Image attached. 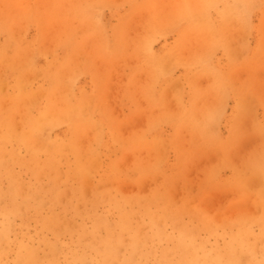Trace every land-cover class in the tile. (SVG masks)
Returning <instances> with one entry per match:
<instances>
[{
	"label": "rangeland",
	"instance_id": "374dc122",
	"mask_svg": "<svg viewBox=\"0 0 264 264\" xmlns=\"http://www.w3.org/2000/svg\"><path fill=\"white\" fill-rule=\"evenodd\" d=\"M0 210V264H264V0H0Z\"/></svg>",
	"mask_w": 264,
	"mask_h": 264
},
{
	"label": "bare ground",
	"instance_id": "6f19581e",
	"mask_svg": "<svg viewBox=\"0 0 264 264\" xmlns=\"http://www.w3.org/2000/svg\"><path fill=\"white\" fill-rule=\"evenodd\" d=\"M49 57V56H48ZM241 103V102H240ZM239 110V109H238ZM124 125V124H123ZM27 136V135H26ZM28 138V136H27ZM228 163V162H227ZM225 162V164H227ZM229 164V163H228ZM168 166V165H167ZM259 167V166H258ZM236 168V167H235ZM234 168V169H235ZM254 168V167H253ZM256 168V167H255ZM254 168V169H255ZM252 169V168H251ZM239 170V169H238ZM238 173V172H237ZM236 175V174H235ZM238 175V174H237ZM240 175V174H239ZM246 175V174H245ZM247 175H251V174H248ZM251 176H254L251 175ZM242 177V176H241ZM237 178V177H235ZM240 179V178H239ZM242 180V179H241ZM14 183V182H13ZM237 186V184H236ZM15 186H12L10 191L8 192V199L11 203H16L17 202V198H16V189L14 188ZM206 202V201H205ZM213 203V202H212ZM180 204V203H179ZM208 204V203H206ZM209 206V205H208ZM237 208V206H234ZM242 207V206H241ZM231 209V208H230ZM239 209V208H237ZM8 213L9 212H3L2 210H0V214L3 216V221L4 223H2L0 225V229H9L8 225L6 224V219L8 216ZM12 213H9V215H11ZM53 218V221L50 222L49 224L44 221L45 219L43 218L42 219V222H43V227L41 231H53V229H50L52 227V225H56L58 222H59V219L62 218L61 215L59 214H53L52 216ZM211 218V217H210ZM121 221H123V216L121 217ZM122 227V223H121V226ZM130 230V229H129ZM180 230V229H179ZM195 230H198V231H201L202 229H195ZM243 231H247L248 229H242ZM180 239L181 241L183 240L184 236H186L185 232L184 231H180ZM52 235H54L56 237V241H59V234L57 232H52L51 233ZM157 234H160L161 236H165L164 235V229H157ZM262 234H264V231L262 232ZM107 237L108 238H111L113 237V234L111 231H108L107 233ZM45 243L49 246V247H52L53 246V242L50 243L46 238L44 239ZM119 244V241H117L114 245H109V242H106L105 243V246H103L104 248L102 249H93V253L94 254H102V263L101 264H114V259H115V256H116V252H117V246ZM18 248H21L18 246ZM175 248L177 249L176 252H175V255H178L179 254V260L174 262V261H171L169 263H164V264H204V263H198L197 261L193 262V254H192V251H194V254L196 256H198V253L200 251H202V247L199 246L198 250H189L187 249L186 245L185 244H181L180 242L175 246ZM241 249L243 252L247 251L248 250V247L247 246H241ZM203 256L205 258V261L208 262V261H212V262H215L217 264H237V259L234 257V255L229 252L228 253V258L225 259V257H215L214 259H212V256L211 255H208L206 253H203ZM25 257H27L28 259H31L33 257V253L31 252H27L25 254ZM74 259L76 260V262H74L73 264H77V262H82V261H85L84 259V254L83 253H76L74 256ZM250 257V256H249ZM148 257L146 256V254L143 252V251H137L136 249H132L129 253L128 256H124L120 262H118V264H150L148 263ZM258 262V261H257ZM27 264V263H26ZM44 264H61L59 261L55 260V259H49L47 260ZM66 264H71V263H66ZM152 264H162V260L158 261L157 263H152Z\"/></svg>",
	"mask_w": 264,
	"mask_h": 264
}]
</instances>
